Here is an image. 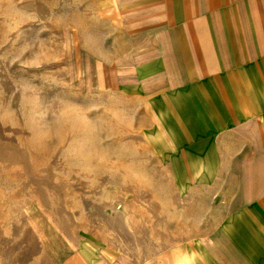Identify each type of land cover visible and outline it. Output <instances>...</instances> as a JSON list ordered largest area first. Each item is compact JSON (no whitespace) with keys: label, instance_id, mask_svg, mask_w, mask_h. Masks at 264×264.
<instances>
[{"label":"rangeland","instance_id":"374dc122","mask_svg":"<svg viewBox=\"0 0 264 264\" xmlns=\"http://www.w3.org/2000/svg\"><path fill=\"white\" fill-rule=\"evenodd\" d=\"M115 4L0 0V264H165L225 212L117 90Z\"/></svg>","mask_w":264,"mask_h":264},{"label":"crops","instance_id":"0c3cea01","mask_svg":"<svg viewBox=\"0 0 264 264\" xmlns=\"http://www.w3.org/2000/svg\"><path fill=\"white\" fill-rule=\"evenodd\" d=\"M110 12L132 41L117 90L142 98L182 186L217 188L225 210L165 264H264V0H116Z\"/></svg>","mask_w":264,"mask_h":264}]
</instances>
